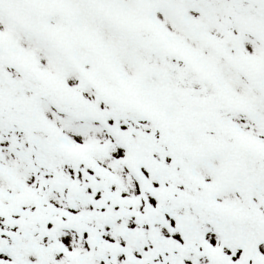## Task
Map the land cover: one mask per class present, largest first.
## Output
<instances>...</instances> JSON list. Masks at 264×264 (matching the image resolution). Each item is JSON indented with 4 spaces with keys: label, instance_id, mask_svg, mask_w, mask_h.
I'll return each instance as SVG.
<instances>
[{
    "label": "snow or ice",
    "instance_id": "snow-or-ice-1",
    "mask_svg": "<svg viewBox=\"0 0 264 264\" xmlns=\"http://www.w3.org/2000/svg\"><path fill=\"white\" fill-rule=\"evenodd\" d=\"M0 264H264V0H0Z\"/></svg>",
    "mask_w": 264,
    "mask_h": 264
}]
</instances>
